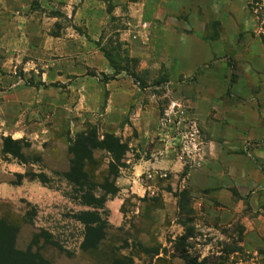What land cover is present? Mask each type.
I'll use <instances>...</instances> for the list:
<instances>
[{
    "label": "rangeland",
    "instance_id": "374dc122",
    "mask_svg": "<svg viewBox=\"0 0 264 264\" xmlns=\"http://www.w3.org/2000/svg\"><path fill=\"white\" fill-rule=\"evenodd\" d=\"M83 137L125 151L75 159ZM14 141L47 184L35 222L68 252L81 233L68 176L145 187L138 219L76 264H184L181 236L198 264H264V0H0V158L19 162ZM141 159L162 168L141 175Z\"/></svg>",
    "mask_w": 264,
    "mask_h": 264
},
{
    "label": "crops",
    "instance_id": "0c3cea01",
    "mask_svg": "<svg viewBox=\"0 0 264 264\" xmlns=\"http://www.w3.org/2000/svg\"><path fill=\"white\" fill-rule=\"evenodd\" d=\"M195 46L200 48V45L198 44ZM189 57L191 58V55ZM13 139L18 140L15 137H13ZM8 159L0 158V204L7 205L10 209V212L15 215V218L19 221L17 227L18 232L15 239L16 250L22 253H26L30 250L31 253H35L37 250L36 247L32 245V240L35 235L39 234V232L42 230L41 228H43L38 226L39 224L35 222L36 219L39 220L35 206L47 202V199L49 198L48 189L46 188L47 184L45 182H41V179H29L31 174H36L35 170L32 171V167L34 165L31 162L21 163L12 159ZM38 167V173H42L39 164ZM148 168L160 169L162 167L158 161L152 163L143 159L134 164V170H139L141 175H143V171ZM137 179H131L130 182L127 181L128 186L120 187L123 185H121V179L118 178L117 181L119 182V185L116 183V181L114 182L117 192L115 194H106L103 197V204L100 208H90L88 206L77 204V206H79L81 209L76 212L73 219L81 228V233H79L76 243L77 248L74 249L75 251H71V253L67 251L70 250L67 247L63 248L62 246V249L60 246L59 248H56L51 245H44L43 240L40 239L38 242V246L41 248L39 250L40 256L46 260L48 264H76L80 256L86 253L81 249V244L84 239V226L77 220V215L82 212H94V214L98 216L99 221L106 225L103 231L105 239L107 238L108 231L116 230L117 228L122 227L125 225L126 220L130 219L131 217L134 218V220L138 219L139 215L137 205L141 202L143 196L146 194V189L144 186H141V189L138 190ZM94 196L95 198H98V196L95 194ZM50 199V207L52 205H57V201L53 199L52 194H50ZM29 206L34 208V212L27 208ZM29 211L31 213H29ZM44 221L46 220L44 219ZM154 222L157 223L158 227V232H156V235L158 236V240H161L162 236L160 235L161 233L159 234V231L161 228L160 225H162L163 221L159 222V219H157ZM45 232L48 233L47 231ZM50 234H52L51 231L48 233L51 240ZM65 235L69 237V233H65ZM143 238H145L143 240L150 242L148 237L144 236ZM146 241H141V244H143L145 248H149V244H147ZM157 248L158 249L155 253H147L148 256L153 257L152 262L162 256L161 253L165 248V245L160 241V243L157 245ZM46 250H49L50 255L46 253ZM131 260L133 264H143V262L138 259L131 258Z\"/></svg>",
    "mask_w": 264,
    "mask_h": 264
},
{
    "label": "trees",
    "instance_id": "16d2710c",
    "mask_svg": "<svg viewBox=\"0 0 264 264\" xmlns=\"http://www.w3.org/2000/svg\"><path fill=\"white\" fill-rule=\"evenodd\" d=\"M119 70L116 69V73L119 74ZM107 138V136L105 137ZM113 147L106 146L104 141L99 142L96 141L93 137L89 139L86 137L80 138L77 144L76 149L71 150V153L74 155L75 159H80L82 157L91 156L90 149H105L111 155L117 152V157L120 158L124 151L125 147L118 143V140L112 138ZM19 141H14V149L10 150L7 154L11 155L13 158L17 159L21 163L27 162L25 158L20 153V148L18 147ZM79 149L83 151V153L78 152ZM89 146V148H87ZM115 152V153H114ZM116 155V154H115ZM109 173L113 177H117V169L114 167H110ZM36 178V175L31 174L29 179ZM38 178V177H37ZM38 179H41V182H44L42 175L39 176ZM75 178L68 176V181L75 185L76 189L78 190L76 193L79 195L78 199L82 206H88L90 208H100L103 204V197L106 194H115L117 189L115 185L105 182L101 185H93L87 183V176L85 173H82L78 183L74 182ZM85 189L84 191L82 189ZM95 188H99L103 195L98 196L95 198L94 194L92 193ZM77 220L84 226V239L81 244V249L86 252H92L98 250L101 242L105 239L104 235V228L106 225L99 221L98 216L94 214V212H82L77 215ZM18 226L14 225L13 223H9L0 219V264H48L46 260H44L40 254L39 250L41 249L38 246L39 240H43L44 245H51L56 248L59 246L50 240V236L45 231L41 230L39 234L35 235L32 240V245L36 247V252L31 253L30 250L26 253L19 252L15 248V239L18 232ZM186 242V237H178L176 239V243L174 250L177 251V258L183 261L184 264H198L196 259L191 257L186 249L184 248V243ZM112 264H133L130 258H115L112 261Z\"/></svg>",
    "mask_w": 264,
    "mask_h": 264
}]
</instances>
